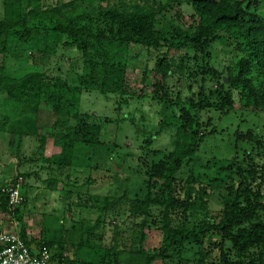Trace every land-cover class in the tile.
<instances>
[{"label": "trees", "instance_id": "16d2710c", "mask_svg": "<svg viewBox=\"0 0 264 264\" xmlns=\"http://www.w3.org/2000/svg\"><path fill=\"white\" fill-rule=\"evenodd\" d=\"M2 5L0 139L12 137L18 145L34 139L39 142L37 156L52 138L61 153L42 160L48 169L58 166L59 177L48 182L51 189L61 180L67 186L65 197L70 195L72 184L63 178L71 181L66 172L74 169L76 148L85 151L80 155L97 147L110 154L120 149L102 140L107 122H129L142 139V155L137 162L131 159L128 168L140 181L130 201L125 192L119 198L104 197L101 206L92 198L83 208L76 201L80 197L68 202L78 206L77 215L86 208L101 211L94 226L83 228L85 243H73L71 264H155L171 257V250L184 264H264V137L258 130L239 128L230 159H207L201 152L231 113L244 121L264 115V0H58L55 5L47 0H2ZM184 8L188 23L183 22ZM217 44L227 55L225 63L215 66ZM131 46L148 54L141 69L128 65ZM60 50L79 54L75 85L46 72L47 62ZM137 72L139 93L128 84ZM175 74L186 95L179 90L171 94L169 81ZM153 75L161 81L146 97L144 86ZM89 93L112 99L116 118L82 114L81 96ZM154 105L162 115L150 130L145 115L136 124L121 113L130 108L135 114L146 107L152 111ZM41 110L57 116L52 125H38ZM166 130L171 131L169 144L154 149L155 139ZM32 176L20 172L0 186V212L19 222V235L29 247L21 207L27 205L26 180ZM19 180L25 202L11 208L5 191L16 188ZM87 184H93L91 179ZM214 199L220 208L213 207ZM123 201L132 233L121 241V229L115 226L109 245H94L93 238L103 239L97 230L105 225L106 212ZM145 229L161 233L159 249L143 247ZM43 231L44 242L38 247L52 253V264H70L55 250L58 246L62 252L64 243L48 239L47 228Z\"/></svg>", "mask_w": 264, "mask_h": 264}, {"label": "rangeland", "instance_id": "374dc122", "mask_svg": "<svg viewBox=\"0 0 264 264\" xmlns=\"http://www.w3.org/2000/svg\"><path fill=\"white\" fill-rule=\"evenodd\" d=\"M58 0H47V4L55 5ZM68 0H62L63 3H67ZM183 22L188 23L189 12L183 9ZM3 16V5L0 0V19ZM226 53L224 47L221 44L216 45V51L213 53V60L216 63H212L217 66L225 63ZM79 54L75 50H60L58 56L53 57L50 62L46 64V72L49 75L59 76L65 79L69 84H77V78L79 74ZM1 59V58H0ZM148 63V54L146 50L139 46H131L128 50V65L131 67H144ZM1 64V60H0ZM131 73L132 70H129ZM141 72L133 74L130 83L134 92L140 91ZM156 81H161V77L157 75L150 76L147 85L144 86V92L146 97L153 94L154 84ZM182 81L178 79V75H173L169 81L170 92L175 93L178 90L186 95L185 88H182ZM117 106L114 104L112 99H106L99 94H83L81 96V102L79 105V111L82 114H90L92 116H106L111 119L116 118ZM132 108L122 109L121 113H125L131 118H134L136 124H140L141 116L148 118L149 130L156 128L158 117L162 115L160 113L161 108L157 110V106L154 105L151 110L144 109L135 110L136 114L131 111ZM156 109V110H154ZM236 110H239V105L235 106ZM133 110V109H132ZM134 111V110H133ZM151 111V112H150ZM156 112V113H155ZM159 112V113H158ZM124 114V115H125ZM239 117V115H238ZM56 115L49 112L48 110H41L38 125L39 126H50L53 124ZM259 118V119H258ZM243 121V122H241ZM219 132L209 138L201 146V152L203 158H224L230 159L232 157V150L234 151V133L237 129L246 131L251 128L257 133L264 137V115L254 117L250 115L244 121L241 118L235 117V114L231 113L221 122ZM171 130V129H170ZM170 130H166L161 133L154 141L153 148H163L169 144L168 133ZM258 130V131H257ZM103 142L113 147L119 145L120 149L114 154H110L103 151L102 148L97 147L93 150H87V153L80 155V152H85L81 148H76L74 151L75 160L73 162V170H68L66 173L70 174L71 181L64 177V181L70 182L71 188L68 189L70 195H64L63 191L65 183L60 180L55 190L49 187V179H56L58 176V166L52 165L51 169H48V164L42 160L54 158L56 159L60 153L61 148L55 144L52 138H48L46 142L45 150L35 156L34 153L39 145V142L34 139L27 138L18 145L17 139L12 137L8 138V141L0 139V186L1 182L14 179L19 173H32L33 176L26 180V186H29L27 193V205L24 208L21 207L23 217L21 224L24 227H29V231L33 233V243L39 245L43 241L42 233L47 228V238H53L57 242H63L64 249L63 253L57 246L55 250L62 256L67 257V263L71 264L75 256V247L73 243H77L83 240L85 243V235L83 228L86 225L94 226L96 220L100 216L99 208H86L82 209L81 214H76L78 206H68L69 201L76 200L84 207V201L88 198L93 200H99L98 204L101 206L104 197H121L125 192H128L127 201H130L136 193L139 192L140 181L137 180V176L132 174L130 169L131 159L136 160L142 155L140 150V144L142 139L137 133L136 126H132L129 122H123L115 124L114 122H107V133L106 137L102 138ZM11 141L10 144L8 142ZM93 153H90V152ZM235 153V151H234ZM233 153V154H234ZM224 154V155H223ZM132 155V156H130ZM78 156V157H77ZM122 156V159H121ZM223 156V157H222ZM32 158V159H31ZM31 159V160H29ZM120 161V166L118 164ZM132 169H134V162H132ZM43 166V167H41ZM82 166V168L78 167ZM97 167V168H96ZM119 167V168H118ZM96 168V169H95ZM73 171V172H71ZM117 175V180L114 178ZM62 178V177H61ZM91 179L92 185L87 184V180ZM4 187V186H2ZM1 187V188H2ZM3 189V188H2ZM4 190V189H3ZM87 197V198H86ZM213 201L214 208H220L216 199ZM94 202V201H93ZM92 203V202H91ZM89 203V204H91ZM79 204V205H80ZM127 203L123 201L118 207L112 208L106 212L105 225L98 227V234L102 233L103 239L95 240L93 238L92 243L95 245H109L112 241L113 231L115 226H119L122 232L121 241L127 240L132 233V222L127 218ZM78 213V211H77ZM17 222V221H16ZM9 226L8 230H15L14 224ZM83 232L81 237L80 233ZM96 233V234H97ZM145 240L143 247L146 250L159 249L161 247L162 235L155 229H145ZM95 234V235H96ZM98 236V235H97ZM71 239H74L71 242ZM80 239V240H79ZM171 257L158 260L155 264H184L178 260L175 251H169Z\"/></svg>", "mask_w": 264, "mask_h": 264}, {"label": "built area", "instance_id": "2783aa9c", "mask_svg": "<svg viewBox=\"0 0 264 264\" xmlns=\"http://www.w3.org/2000/svg\"><path fill=\"white\" fill-rule=\"evenodd\" d=\"M10 186L5 192L11 208L21 206L25 200L18 187ZM52 253L45 247H39L32 253L17 231H0V264H52Z\"/></svg>", "mask_w": 264, "mask_h": 264}, {"label": "crops", "instance_id": "0c3cea01", "mask_svg": "<svg viewBox=\"0 0 264 264\" xmlns=\"http://www.w3.org/2000/svg\"><path fill=\"white\" fill-rule=\"evenodd\" d=\"M10 221H12V223H15L16 222V220H14L12 218V215H8V214H4V213L0 212V231L1 230L8 231V229H9V226L8 225H10V223H9ZM13 228L15 230H11V231H17L19 233V226L18 225L14 224V227ZM25 233H26L27 241L29 242V245H30L31 249L34 252H37V250H38L39 247H38V244L35 245L33 243V241L35 239H33L34 238L33 237V233L31 231H29V227H26Z\"/></svg>", "mask_w": 264, "mask_h": 264}, {"label": "water", "instance_id": "95a60500", "mask_svg": "<svg viewBox=\"0 0 264 264\" xmlns=\"http://www.w3.org/2000/svg\"><path fill=\"white\" fill-rule=\"evenodd\" d=\"M225 81H227V80L225 79Z\"/></svg>", "mask_w": 264, "mask_h": 264}]
</instances>
